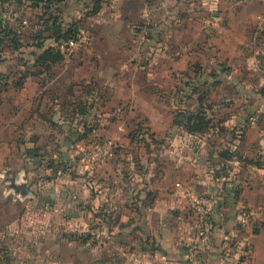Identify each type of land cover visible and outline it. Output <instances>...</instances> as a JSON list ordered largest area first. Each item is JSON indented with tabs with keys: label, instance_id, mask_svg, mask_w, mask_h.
I'll return each mask as SVG.
<instances>
[{
	"label": "rangeland",
	"instance_id": "1",
	"mask_svg": "<svg viewBox=\"0 0 264 264\" xmlns=\"http://www.w3.org/2000/svg\"><path fill=\"white\" fill-rule=\"evenodd\" d=\"M33 1L37 0L0 1L4 26L19 31L27 44L12 52L9 39L0 43V76L18 80L14 72L34 61L29 52L37 42L31 37L43 29L42 37L34 39L43 40L44 47L60 46L64 55L52 72L30 83L45 103V113L36 125L40 149L19 146L15 156L0 165V179H4L0 181V215L1 210H8L9 198L15 199L4 194L12 176L18 189L33 195L41 192V200L55 189L50 187L55 182L49 179H58V212L48 207L40 212V199L22 197L23 210L18 216L23 228L20 241L26 250L38 248L33 239L45 241V230L39 227L51 219L64 238H72L73 232L77 240L87 235L81 229L80 210L88 199L105 188L112 194L107 193V199L124 193L123 185L119 192L114 191L116 183L110 176L123 180L134 174L140 178L159 175L165 159L207 157L206 143L186 136L185 122L196 111L205 113L212 123L205 132L207 142L224 125L219 113L264 111V45L219 43L227 21L220 15L211 19L215 11L204 9L200 2L211 0H40L37 7L32 6ZM49 1L52 4L46 6ZM176 1H185L187 6ZM55 22L62 28L76 24L77 35L67 44L56 43L48 37ZM254 27L258 30V24ZM201 40L207 44L195 46ZM199 95L204 98L201 102ZM59 115L68 123H55L53 118ZM253 123L251 132L259 138L254 148L264 152V117ZM152 129L158 132L154 137ZM129 131L133 142L124 147L122 141ZM104 143H110V156L92 160L91 155L103 150ZM103 175L109 178L100 183ZM70 205L76 210L66 231L64 208ZM13 217L7 215L5 221ZM90 229V236L98 233Z\"/></svg>",
	"mask_w": 264,
	"mask_h": 264
},
{
	"label": "crops",
	"instance_id": "2",
	"mask_svg": "<svg viewBox=\"0 0 264 264\" xmlns=\"http://www.w3.org/2000/svg\"><path fill=\"white\" fill-rule=\"evenodd\" d=\"M200 2L204 9L215 11L211 19L217 20L220 15L227 21L224 35L217 42L229 46L248 42L250 46L260 45V48L264 45V23L256 31L254 27L262 14L259 0ZM176 3L187 6L185 1ZM199 19L194 18L195 21ZM204 42H196L195 46L206 45ZM33 80L39 81L30 76L21 88L14 87L11 77L0 80V165L4 159L15 156L19 146L40 149L41 137L36 125L45 113V103L44 98L38 97L30 88ZM219 115L224 118L225 130L224 133L217 130L211 141H205V134L186 133V136L206 143L209 147L207 157L165 159L159 175L152 173L140 178L134 174L123 180L117 175L110 176L116 183L113 184L114 191L119 192L118 188L123 185L124 193L119 198L115 195V199H107V193L112 194L105 188L88 199L80 210L81 229L88 234L78 240L74 232L68 239L59 235V227L51 219L48 225L39 227L45 230V241L42 237L37 241L33 239L38 245L35 251L23 248L20 241L23 228L18 216L23 210L22 197L40 199L37 202L40 212L47 207L58 212L55 208L58 179H49L55 182L50 186L55 189H50L49 203L44 205L43 201L47 199L44 197L41 201V192L33 195L31 191L18 189L12 176V184L4 194H11L15 199L9 198L8 210H1L0 215V262L8 253L14 259L13 264H264V168L247 164L232 155L259 157L264 166V152L254 148L259 144V138L256 140L251 132L255 128V118H263L264 111L241 109L235 115ZM122 128L129 130L127 126V129ZM152 132L157 131L152 129ZM125 139L122 141L124 147L130 143ZM222 150L232 156L223 158L219 153ZM108 178L109 175H103L98 180L102 183ZM188 186L197 193L217 192L218 204L211 215L208 232L192 212L190 197L185 193ZM15 206L20 207L15 209ZM64 210L67 221L62 224L66 225L67 231L76 207L70 205ZM10 214L14 217L5 221ZM90 228L97 229L98 233L90 236ZM201 237H204L203 242L199 241ZM191 246H194L193 250H190ZM227 248L234 253L228 254ZM241 256L246 258L240 259Z\"/></svg>",
	"mask_w": 264,
	"mask_h": 264
},
{
	"label": "trees",
	"instance_id": "3",
	"mask_svg": "<svg viewBox=\"0 0 264 264\" xmlns=\"http://www.w3.org/2000/svg\"><path fill=\"white\" fill-rule=\"evenodd\" d=\"M39 1L40 0L33 1L32 6L37 7ZM50 2H52V1H49V3H45V5L46 6L51 5L52 3H50ZM0 15L2 16L1 10H0ZM3 22H4V18L2 17V19L0 20V43H2V41L6 38L9 39L11 41L10 45L12 46V49H11L12 52L22 50L23 47L27 46V44H25V42H23V40L20 39L21 33L15 29L6 28V26H4V24H3ZM263 23H264V21H263ZM75 26H76V24H74L73 26L67 25L66 26L67 28L66 27L62 28L60 23L55 22L53 24V26H51L52 33L48 37L53 38L56 43L57 42H59V43L63 42L65 44H67L68 41H70L74 36L77 35L78 27L77 26L75 27ZM43 30H46V29H43ZM43 30H41L39 33L36 32L31 37V39L34 40V42H37L35 45L32 46L33 51L29 52L31 55L34 56L33 63H31V65H28V62H27L26 66H24L23 70L18 69L16 72H14L15 76L18 77V80H16V81H14V79H13V85L15 88H21L23 86V83L26 80V78H28L30 76L39 79V78H41L40 75L44 74L45 72L46 73L52 72L53 66L56 65L57 63L63 61V59H64V55L60 49V46L59 47H55V46L44 47L43 40H35L34 39L36 36H39V38L42 37ZM19 53L21 54L22 51H19ZM23 65H24V63H23ZM6 77H7L6 75L1 74L0 80H5V79H7ZM8 78H10V77H8ZM215 84H218V82L216 81ZM202 96L203 95H199L197 97V100L199 102L204 100V98H202ZM83 112H84V110H83ZM53 119H54L53 121L55 123L60 124V125L68 123V121L66 119H63L62 117H60V115H59V118L55 117ZM222 120L224 121V119H222ZM210 124L212 125V123L210 122V119L205 117V113H201L200 111H196L193 116L187 118V122H185V130H186V133H188L190 135L205 134V132L208 129V126H210ZM132 129H133L132 127L129 128V130H132ZM138 130H140V129H137V132H138ZM217 130L220 133H224L225 126L224 125H223V127L220 126ZM131 132L132 131H129L127 133V138H129L130 143L133 142V140H132L133 135H131ZM150 134L152 137H154L153 132ZM219 153L223 158H228V157L230 158L233 155V156H236L237 159L243 160L247 164L254 165L257 168H264V166H262L263 163L259 160V157H256L255 159H251L248 157H242L238 153L228 155L227 151H222ZM50 194H51V192H50ZM46 199L49 201L48 194H47ZM47 200H46V202H47ZM41 201H43V200H41ZM254 232H257V230H254ZM227 252H228V254H231L233 251L230 249ZM243 258H246V257L245 256L240 257V259H243ZM0 263L1 264H13L14 259H11L10 255L8 253H5L4 258H3V262H0Z\"/></svg>",
	"mask_w": 264,
	"mask_h": 264
},
{
	"label": "built area",
	"instance_id": "4",
	"mask_svg": "<svg viewBox=\"0 0 264 264\" xmlns=\"http://www.w3.org/2000/svg\"><path fill=\"white\" fill-rule=\"evenodd\" d=\"M262 6V14L258 22V29L260 28L264 20V0H259ZM102 147V146H101ZM110 155V143L103 144V150L98 149L97 152L91 155V159L94 161L101 160L102 158ZM180 186V183H177ZM220 186V185H219ZM191 201V208L194 216L201 223V226L208 230L210 229V218L218 204L217 192L214 190L206 193H197L191 186L186 187L185 192ZM205 231V232H206ZM199 241L203 242L204 237H201ZM194 246H191L190 250H193ZM249 254V251L247 252Z\"/></svg>",
	"mask_w": 264,
	"mask_h": 264
},
{
	"label": "water",
	"instance_id": "5",
	"mask_svg": "<svg viewBox=\"0 0 264 264\" xmlns=\"http://www.w3.org/2000/svg\"><path fill=\"white\" fill-rule=\"evenodd\" d=\"M2 19V16L0 15V20Z\"/></svg>",
	"mask_w": 264,
	"mask_h": 264
}]
</instances>
